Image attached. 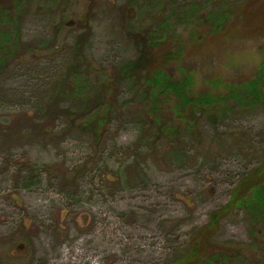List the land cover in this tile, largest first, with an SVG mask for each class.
I'll use <instances>...</instances> for the list:
<instances>
[{"label": "rangeland", "instance_id": "rangeland-1", "mask_svg": "<svg viewBox=\"0 0 264 264\" xmlns=\"http://www.w3.org/2000/svg\"><path fill=\"white\" fill-rule=\"evenodd\" d=\"M155 1L66 0L60 18L45 9L52 0H33L23 13L20 52L27 53L0 76V127L9 133L0 136L2 264H170L262 159L264 100L215 127L203 120L179 156L162 149L145 160L144 153L139 176L124 170L134 153L123 149L138 138L129 116L99 143L73 128L64 136L62 120L54 137L34 136L35 109L47 104L80 34H90V65L110 77L116 64L136 59L144 41L161 40L182 49L167 73L192 77L198 92L264 74V0H174L165 12ZM218 11H229L225 32L208 34L214 22L207 27L204 19ZM121 95L119 102L132 101L129 85ZM23 127L28 135L21 137ZM27 164L37 178L24 184L14 172ZM250 228L235 211L219 224L215 242L244 245ZM254 254L264 257L260 249Z\"/></svg>", "mask_w": 264, "mask_h": 264}, {"label": "trees", "instance_id": "trees-1", "mask_svg": "<svg viewBox=\"0 0 264 264\" xmlns=\"http://www.w3.org/2000/svg\"><path fill=\"white\" fill-rule=\"evenodd\" d=\"M65 1L46 2L45 9L63 18ZM32 2L0 0V76L27 53V50L20 52V24L23 13L29 10ZM172 3L174 0L155 1L156 6H163V9ZM228 12L218 11L204 19V26L207 27L210 20L214 22L210 24L208 34L225 32L224 20H227ZM89 39L90 34H80L79 39L68 49L69 60H72L67 70L51 85L47 104L35 109L33 133L35 136L42 131L45 137H54L56 122L62 120L64 126L61 131L64 136L73 128L99 143L105 136L115 137L116 133L113 134L115 131L112 130L114 121H120L124 115L129 116L131 123L138 128V138L130 148L123 149L134 153L131 157L134 162L124 170L134 168L133 176L140 175V158L144 153L145 160L156 156L162 149L172 153V156H179L183 152L180 149L184 139L188 136L192 137V141L196 139L199 133L196 131L203 120L215 127L231 114L256 108L264 100V74L261 73L245 82L219 83L217 87L203 92L197 91L192 77L176 78L174 74L167 73L166 68L177 65L182 53L181 48L174 50L170 41H144V50L136 52V59L116 64L110 77L107 69H96L87 60L86 53L90 50L91 41L86 40ZM136 45L139 46L138 43ZM124 85H129L133 92L130 103L118 100ZM127 108L132 110L128 111ZM64 122H69V125ZM25 130L23 127L18 131L21 137L28 135ZM5 131L7 129L0 127L2 139L9 136ZM262 151V159L255 168L245 172L238 180L229 202L210 214L208 224L195 232L186 250L170 264H264L263 255L256 257L254 254L259 253V249L264 252V233L260 228L264 225ZM35 171L34 166L27 164L17 168L14 174L21 176L24 184H29L37 178ZM111 178L115 177L109 176L108 180ZM16 200L19 202L18 198ZM235 211L244 214L251 224L250 241L241 246L235 243H216L214 238L219 224ZM261 236L263 239L259 238ZM18 248L21 252L25 250L22 245Z\"/></svg>", "mask_w": 264, "mask_h": 264}]
</instances>
